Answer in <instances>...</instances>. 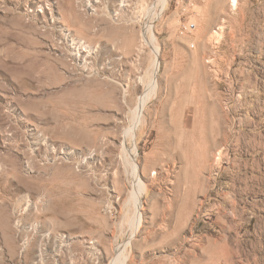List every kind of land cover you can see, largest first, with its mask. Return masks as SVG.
Masks as SVG:
<instances>
[{
    "label": "rangeland",
    "instance_id": "374dc122",
    "mask_svg": "<svg viewBox=\"0 0 264 264\" xmlns=\"http://www.w3.org/2000/svg\"><path fill=\"white\" fill-rule=\"evenodd\" d=\"M237 1L0 0V264H264V0Z\"/></svg>",
    "mask_w": 264,
    "mask_h": 264
},
{
    "label": "bare ground",
    "instance_id": "6f19581e",
    "mask_svg": "<svg viewBox=\"0 0 264 264\" xmlns=\"http://www.w3.org/2000/svg\"><path fill=\"white\" fill-rule=\"evenodd\" d=\"M102 0H86L87 2V8L90 9L91 11H96V8L98 7L97 4L100 3ZM104 2V1H103ZM82 3V2H81ZM108 3V2H106ZM124 3V2H123ZM167 0H164L163 2V6L166 5ZM238 1L237 0H232V6L233 8H236ZM106 5V4H105ZM121 6V5H120ZM122 7V6H121ZM152 23V22H151ZM152 25H148L147 26V33H151V29H152ZM68 37V36H67ZM146 39V38H145ZM145 42L153 49L155 50V55H156V59L154 61L153 64V72H152V80L149 82V84L147 85V90L146 93L144 94L143 97L140 98V104L139 107L137 108V119H139L140 115H142V112L144 111V108L147 104V102L150 100V97L155 93L156 88H157V75H158V68H159V57L161 55V49L160 47H158L156 45V38L155 36H153V34L150 35V39H146ZM73 45L75 46L74 48L77 49V54H79V48L82 47V42L81 40L79 42L77 41H73ZM83 50V49H82ZM84 51V50H83ZM87 51V50H86ZM85 55V54H84ZM77 56V55H76ZM80 56V55H79ZM86 56V55H85ZM136 118V117H135ZM132 129V128H131ZM130 129V130H131ZM136 130V129H135ZM132 132V131H131ZM128 134V132H127ZM126 134V135H127ZM135 156V155H134ZM133 159V158H132ZM135 167V165H134ZM135 171H137V168L135 167ZM141 193L138 191H136V193L133 195L134 196V201L136 204V207H138V203H139V197L141 196ZM140 205V204H139ZM121 252V251H120ZM118 256V255H117ZM121 254H119V256L111 263V264H125V262L123 261V259L120 257Z\"/></svg>",
    "mask_w": 264,
    "mask_h": 264
},
{
    "label": "built area",
    "instance_id": "2783aa9c",
    "mask_svg": "<svg viewBox=\"0 0 264 264\" xmlns=\"http://www.w3.org/2000/svg\"><path fill=\"white\" fill-rule=\"evenodd\" d=\"M197 26L194 23L184 22L180 26V32L182 35H189L196 30Z\"/></svg>",
    "mask_w": 264,
    "mask_h": 264
},
{
    "label": "crops",
    "instance_id": "0c3cea01",
    "mask_svg": "<svg viewBox=\"0 0 264 264\" xmlns=\"http://www.w3.org/2000/svg\"><path fill=\"white\" fill-rule=\"evenodd\" d=\"M238 21H240V23H241V20H238ZM246 21L245 20H242V23H245Z\"/></svg>",
    "mask_w": 264,
    "mask_h": 264
}]
</instances>
